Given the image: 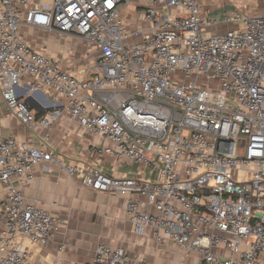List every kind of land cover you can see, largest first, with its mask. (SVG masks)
Segmentation results:
<instances>
[{"label": "built area", "instance_id": "obj_1", "mask_svg": "<svg viewBox=\"0 0 264 264\" xmlns=\"http://www.w3.org/2000/svg\"><path fill=\"white\" fill-rule=\"evenodd\" d=\"M140 1L148 27L130 43L119 18L129 0H0V97L9 112L30 131H45V141L66 113L112 141L118 156L161 176L154 183L115 178L0 136V264H37L22 240L42 244L57 230L56 218L20 192L40 164L128 198L136 233L150 228L157 242L202 254L203 264H258L264 254V7L258 15L225 18L236 27L210 35L217 21L201 16L198 0ZM21 26L80 39L96 61L69 73L34 51ZM26 78L25 94H46L44 114L19 97ZM133 194L145 196L155 213L139 210ZM248 239L240 261L211 252L219 240L237 251ZM90 264H126V256L100 245Z\"/></svg>", "mask_w": 264, "mask_h": 264}, {"label": "crops", "instance_id": "obj_2", "mask_svg": "<svg viewBox=\"0 0 264 264\" xmlns=\"http://www.w3.org/2000/svg\"><path fill=\"white\" fill-rule=\"evenodd\" d=\"M198 4L203 18L217 21L207 29V34L212 35L235 28V24L226 22L225 18L236 13L245 14L246 6L261 10L259 13L246 14L247 16L260 14L264 0H198ZM141 7L144 5L140 0H129L119 10L122 28L129 34L130 43L139 42L140 36L136 32L148 27L147 22L138 15ZM36 30L38 29L26 26L19 28L23 40L34 51L57 60L65 71L79 75L94 65L96 57L86 55L85 46L80 39L69 36L60 39V35L42 30L43 34L38 35ZM67 49L73 51L72 56L64 54ZM30 81L31 78L23 81L18 87V94L39 116L48 110V98L46 94L39 92L25 94ZM44 133L40 129L32 132L21 124L0 97V136L13 138L33 147H45L62 155L66 163L81 164L86 169H95L111 177L137 179L144 183L161 180L158 171L118 156L116 145L112 141L86 131L72 122L66 113L57 118L47 130V141L42 138ZM31 173V182L20 188V192L27 203L41 207L56 218L58 225L53 236L45 243L32 244L28 240H22L29 262L90 264L96 248L107 245L121 248L126 256V264H136V258H143L149 264H203L202 254L188 253L169 239L159 243L150 228L136 233L126 215L128 198L83 187L77 179L58 171L50 164L37 165ZM0 196H4L2 185ZM131 198L139 204V210L155 213L145 196L133 194ZM250 242L248 239L234 251L223 240H219L211 247V252L221 259L240 261ZM257 262L264 264V254L259 256Z\"/></svg>", "mask_w": 264, "mask_h": 264}, {"label": "rangeland", "instance_id": "obj_3", "mask_svg": "<svg viewBox=\"0 0 264 264\" xmlns=\"http://www.w3.org/2000/svg\"><path fill=\"white\" fill-rule=\"evenodd\" d=\"M261 10H259L258 8H256V7H254V8H251V7H247L246 6V10H245V15L246 14H251V13H253V12H260ZM38 35H41V34H43V32H41L40 30H36L35 31ZM31 35V34H30ZM44 35H49V34H46V33H44ZM61 36V35H60ZM60 39H64V36H61L60 37ZM72 50V49H71ZM66 56H68L69 57V55L70 56H72L73 55V51H70L69 49H67L66 51H65V53H64ZM67 57V58H68ZM70 58H72V57H70ZM70 58H69V60H70ZM72 60V59H71Z\"/></svg>", "mask_w": 264, "mask_h": 264}]
</instances>
